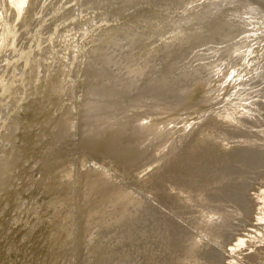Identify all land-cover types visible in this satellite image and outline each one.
<instances>
[{
	"label": "bare ground",
	"instance_id": "6f19581e",
	"mask_svg": "<svg viewBox=\"0 0 264 264\" xmlns=\"http://www.w3.org/2000/svg\"><path fill=\"white\" fill-rule=\"evenodd\" d=\"M14 1L9 6H5L6 18L0 23V53H4L6 50H15L16 52L14 60L11 59L4 66L2 65L0 69V81L9 80L10 78V82L0 84V264H7V262L9 264H59L60 249L58 246L61 242H67L71 235L66 237L58 232L70 227V223L74 224L76 212H81L77 216V222L80 223V229L82 230L80 233H82L87 231L88 227H92L90 225L94 226L98 219L112 217L119 211L124 212L126 207H132L134 204L139 207L142 203L141 193L154 198L155 201L156 199L159 200L164 205L162 207L170 204L168 200H164L165 197L175 196L181 202V208L174 206L170 209V214L179 216L182 221L191 226V229H187L180 223L171 222V218L167 219L164 212L157 210L159 207L156 211L150 209L141 215L140 218L145 217V220L142 219L141 223L143 227H147L146 231L156 239L166 240L167 242L164 245L171 251V257L167 262L162 260L159 262L163 264H202V261L205 260L207 264L209 261L207 259L208 254L215 252L211 257L216 258V261L223 259V264H238L234 260L227 259L228 257L221 249L216 247L215 244V246L211 244L213 242L207 245L200 243L202 236L209 239V241L214 240L218 244H224L226 240L229 238L232 240L233 237L235 238L233 239L234 244L230 251L234 252L246 248L250 252H256L252 257L259 255L256 250H261L262 245L256 244L254 245L256 250H252L253 245L246 238L243 236L235 237V229L229 232V228L222 227L224 220L229 218L231 212L214 207V204L211 206L209 202L214 195H220L225 199L232 197L238 211L247 214L253 206L255 212L249 213L250 218L257 219L256 221L264 219V182L262 184L257 182L258 176L264 174V161L263 163L252 161L254 159H264L262 156L264 155V131L260 130V134L251 137L254 136V130L251 132L244 131L238 123L250 117V119L262 123V126H264V118L262 120L255 117L253 107H249V100L248 98L245 99L247 96L252 97L253 94L263 91V89L261 90L259 85L238 93L237 91L243 86H240L243 83L241 77L243 79L246 77L245 74L241 73L240 81L238 80L241 82L238 85L240 88L237 87L236 94H234L236 96L226 102L224 107H216L215 113L206 118H204V112L208 110L206 108L209 107L208 103L213 102V95L227 101V97H230L231 94L228 95L227 91L235 83L233 82L234 76L232 77L234 66L226 68L229 65L227 62L228 65L226 64L224 68L217 60H213L214 62L211 63L208 59L207 55L210 51L212 52L214 46L217 45L221 53H225L227 57H230V60H233V56H237V54L241 55L243 53L246 55L244 60L239 62L241 63L240 67L237 66L243 73L251 74L253 70L246 72L247 68H252L255 65L252 68L254 69L258 65H263L262 62L258 64V60L262 56L261 42L260 47L256 44L257 40L255 42L256 46H251V42H249L248 46L251 47L245 53L241 52L240 48L245 46L246 41L249 39L253 38L254 40L255 37H259L263 33V28L258 22L264 17L263 7L261 6L264 4V0H256L260 4H256L255 0V3L253 0H225L224 3H221L220 0H188L186 6L175 8L170 6L154 7V5L145 4L141 6H147L146 9H139L142 12L145 11L143 12L144 15H141L140 12V14L137 12L131 13L130 10L134 9L133 6L136 8L141 6L136 0H126L129 4L125 2L110 9V12L116 13V15H106L103 19L109 18L108 25H118L114 28L115 37L134 27H137V29L138 27H155V29L164 31L162 36H158L155 31L147 35L138 32V30H135V34H132V36L138 35L139 37L152 39L153 35H157L160 37V41L165 39L164 45H167V41L170 42V46L175 44V47L167 48L168 53L163 57L166 62L160 64L164 67L162 70L169 74L172 73L165 71L168 64L176 67L174 69L175 73H173L174 78L167 81L162 76H155L154 71L159 66L156 67L152 64L153 62H149L148 65L142 64V68L136 72L138 77L135 81L139 82L136 88L142 86V83H146L149 78L154 81L144 85L147 91L130 96L126 104L119 97H115L114 100L107 95V92L113 89L111 87V76L105 77L104 86V79L101 81V86L98 88L99 90L103 89V91L100 94L95 89L94 85L96 83L90 79L96 72L98 63L113 54V50L115 51V49H112V53L107 52L105 54V46L113 47L108 41H104L98 49L92 47V42L96 37H100L102 40L109 38L110 31L108 28L99 29L100 24L89 28L82 25L77 32L78 37L74 34L73 39L71 38L70 42L66 43L67 48L64 56L57 61H44L40 70L37 46L29 50H26V47L23 50L18 49L19 31L31 25L28 28L30 29L29 37L32 33L37 35L45 24H42L44 15L47 17L51 14L54 22V19L62 11V14L73 16L75 13L74 8H71L72 6L68 4L67 0ZM24 4L28 6V10L23 8ZM105 5L106 3L104 7ZM153 7V13L150 15ZM260 7L261 10H259ZM8 11L11 13H8ZM121 12L122 14H118ZM29 13L31 15H28ZM201 13H204L202 17H200ZM54 15L56 16L54 17ZM15 16H18L20 20L19 24L21 26L18 30H14V28L19 24L14 25L11 21ZM31 16H33V20L28 24L26 20ZM252 21L254 24L251 27ZM61 34L63 35V31H61ZM64 42L65 40L58 45ZM243 42H246L245 45ZM50 46L54 45L51 44L48 47ZM181 46L184 47L180 49ZM216 53L213 55L217 58ZM154 54L150 55L149 58L153 57ZM157 57L159 56L157 55ZM73 60L74 65H72ZM231 63L233 62L231 61ZM72 66L75 75L73 78L75 79L74 85L69 80ZM72 69L71 71H73ZM238 74H235V77ZM217 75L224 77L223 82L210 90L209 87L215 85L216 78L214 79V77ZM181 77H187L188 82L175 79ZM238 81L236 82L238 83ZM175 84L178 85L176 89L174 87L176 92H170L173 89L172 85ZM157 86L166 87L167 90L160 91L163 95L157 93L156 95L147 96L153 93L151 91L156 89ZM73 89L76 93V99L74 95L75 102H86L90 100H87L89 97L111 99L108 104L96 100L95 104L99 109L101 108V111H97L96 117L87 122L86 126H89L88 133L95 136L98 125H102L105 129L98 134L101 142H89L87 148L83 150H78L76 145L81 128L75 126L77 129L75 128L76 131L74 132L73 122L76 121L77 125L82 123L77 118L73 120L72 103L37 105L34 102V99L44 102L43 100H46L47 97L48 102H50L55 96L59 97L63 94L69 96L65 99L73 102ZM261 97H263L262 93ZM252 99L251 102L255 103L256 101L254 102V99L253 101ZM191 102L193 109L188 110L187 108L191 107ZM107 107H117L116 116L112 117L109 111H103ZM199 109L200 112L203 111L202 115L198 114ZM197 117H201V119L197 120ZM117 127L123 129H115ZM230 130L235 134L237 142H239L238 145L245 148L242 151L244 152L243 156H249L250 159L246 162L243 161V163L237 158V155V157L228 155L226 168L229 171L236 168L241 169L244 167L243 165L247 163L245 165L247 166L250 162L257 167L254 170L256 171L254 175H244L246 178H243L244 182H242L241 188H235L239 185L235 182L237 175L222 173L221 169L220 178L216 174L217 168L215 166L221 165V163L212 159L215 156L224 155L231 148L227 144L230 139L227 141L223 136ZM44 133H49L50 136L44 138L42 135ZM82 137H87V135L84 134ZM124 137L126 139H123ZM121 140L122 144L118 142ZM233 140L230 142L231 144H233ZM99 143L105 144L106 148L108 145L112 146L110 149L113 152L117 151L120 146L127 147L130 152L133 151V155L141 158L135 157L133 159L134 164L130 162L121 165L116 164L117 168L111 167L113 162L109 159L102 158L98 162L100 165L101 163L108 165L116 175L121 177L122 181L120 182L115 181L117 176L114 177V174L110 172L105 174L99 168L94 175L91 173V177L87 174L91 166L87 162L81 161V156L90 159ZM66 144L74 147L75 152L72 158L68 147L65 148ZM178 146H182V151H178ZM44 155H46L45 162L40 163L38 158ZM98 155L101 157V153H98ZM117 155H122L121 150ZM197 155L207 156L208 160L200 161L201 159L199 160ZM230 156H234V160L230 159ZM203 162L206 163L203 165ZM168 164L173 172L169 175L162 174V177H160L159 170ZM40 173H47L48 177H42ZM76 178L78 183L75 182ZM222 183L225 186L215 190ZM54 184H58V186L51 189ZM73 184L76 188L74 187L71 191L70 187ZM131 185L137 191L134 192L135 188L132 189ZM256 185L259 187H255ZM250 188L256 190L252 198L248 195L250 193H248V190L251 191ZM138 191L141 196L137 194ZM209 191H212L214 195H211ZM50 192H52L51 195L57 194L59 196L62 192L66 196L63 199L61 197L57 204L51 203L49 213L47 210L39 219V203L50 196ZM111 192L114 195L123 197V202L118 205L114 212H109V206L104 207L112 203V201H109L112 196L109 194ZM209 197L211 198L209 199ZM260 199L262 204L259 202ZM104 200H107V203ZM218 204L220 206V202ZM221 204L223 205V203ZM122 207L125 208L122 209ZM92 208L100 213L97 216L90 215L89 212ZM235 210H233L234 213ZM234 215L236 216V214ZM48 217L51 218L55 227L56 238L52 241H48L47 238L39 240L38 245L30 253L32 259L27 258L22 251L24 237L28 236L29 231L33 228H38L40 221H47ZM122 229L123 226L120 227V230ZM170 232H172V235L166 234ZM122 236L123 230L122 235H118V240H116L120 241ZM185 239V243H179V241ZM49 245H52V248ZM221 245L219 246L221 247ZM54 247H56V250L53 255L50 250H54ZM38 250L41 253H38ZM101 250L102 247L93 248L90 254L85 253L84 257L86 255L97 260L96 257ZM155 261L153 264L158 262ZM68 264H73V262L70 263V260H68Z\"/></svg>",
	"mask_w": 264,
	"mask_h": 264
},
{
	"label": "rangeland",
	"instance_id": "374dc122",
	"mask_svg": "<svg viewBox=\"0 0 264 264\" xmlns=\"http://www.w3.org/2000/svg\"><path fill=\"white\" fill-rule=\"evenodd\" d=\"M136 1L140 6L145 5V4H149L152 6L154 5V7H160V6H168L169 7L170 6L173 8L186 6V4L188 3V0H136ZM255 1L253 0L254 3H255ZM14 2H15L14 0H0V23L6 18V14H5L6 13V7L9 6L10 3H14ZM67 2L69 5L72 6L71 8H74L73 11L75 13L73 14V16H69L67 14H62L63 13V11H62L54 19L55 21L53 22L51 14L48 15L47 17H46V15H44L42 17L43 18L42 24H44V23L45 24L37 35L35 33L34 34L32 33V35L29 37L30 29H28V28H30L31 25L26 26L25 29L20 30L18 33V40H19L18 49L23 50L26 47V50H29V49L34 48L35 46L38 47L37 52L39 54V62H40V64H39L40 68L39 69L40 70L43 67L42 63L44 61H47V62L57 61L64 56V54L66 52V48H67L66 43L70 42L71 38L73 39L74 34H76V37H78L79 34L77 32L80 30L82 25H84L86 28H89V27H94V26L100 24L99 29L108 28L110 31V36L107 40H102L100 37H96L94 39V41L92 42V47L94 49H98L104 41H108L114 48L111 46L110 47L105 46L104 47L105 54L107 52L112 53V49H115V51L113 50V54L109 55L107 58L103 59L102 61H100L98 63L96 72L90 78L92 82L96 83L94 86H95L97 93L100 94V92L103 91V89L99 90L98 87L101 86V81L103 79H104V83H103V86H104L105 79H106L105 77L109 75V76H111V87H113V89H112V91L109 90L107 92V95L114 100H115V97H119L123 101V103L126 104L128 102V98L130 96H132L133 94H136V93L139 94L142 91H147L144 85H148V83L151 81L150 78L148 79V81L146 83H142V86H140L138 88H136V87L138 86L139 82L135 81V79H137V77H138L136 75V72H138V70H140L142 68V64L145 63L146 65H148L149 62L150 63L153 62L152 64L156 65V67L159 66L154 71L155 76H158V75L162 76L163 78H166L167 81H171L174 78L175 75L173 76V73H175L174 69L176 67H173L172 65L168 64V67H167V69H165V71H169L170 73H172V74H169V73L164 72L162 70L164 67H162L160 65L161 63L166 62L163 59V57L165 54L168 53L167 48L175 47V44L173 46H170L169 41H167V43H166L167 45H164L163 42H165V39L163 41H160L161 39L158 36H160V35L162 36V33L164 31H162L160 29H155V27L154 28H152V27L151 28L138 27V29H137V27H134V28L129 29L128 31L120 33L117 37H115L114 28L118 25H111V24L108 25L109 24V18L103 19V17L106 15L115 16L116 13L110 12V9H113L116 6L127 2L126 0H67ZM220 2L224 3L225 0H220ZM105 3H106V5L104 7ZM256 4H260V3L258 1H256ZM216 6H218V5H216ZM261 6L263 7V11H264V4ZM120 7H122V6H120ZM145 7H147V6H141L139 8H136L135 6H133L132 8H134V9H131L130 12L131 13L137 12L138 14L141 13V15H144L143 12H145V11L142 12L139 9L140 8H141V10L143 8L146 9ZM154 7L152 8V12L150 13V15H152ZM23 8L28 10V6L25 4H24ZM128 9H130V8L128 7ZM211 9H213V8H211ZM259 10H261V7ZM8 13H11V12L8 11ZM45 13H47V12H45ZM118 14H122V12L118 13ZM203 14L204 13H201L200 17H202ZM28 15H31V13H29ZM3 16H4V18H3ZM55 16L56 15H54V17ZM1 18H2V20H1ZM32 20H33V16L28 18L26 20V22L29 24V23H31ZM11 21L14 25H18L20 22L18 16H15L14 19ZM102 22H104V23H102ZM258 23H259V25L261 24L260 26L263 28V33L260 34L259 37H255L256 39H254V40L252 38V39H249L248 41H246L247 42V43L245 42L246 45L243 42V44L245 46L240 48L241 52L243 51L245 53V52H248V49H250L251 46H256V44L258 47H260V42H261V48L260 49H262V51H261L262 56H261V59L258 60V62H259L258 64H260V62H262L263 65H260V66L258 65L259 68L255 67L254 69H252V68L255 65L252 66V68L250 67L251 69L247 68L246 72H250L253 70L251 72V74L253 73L252 75L247 73L248 74V77H247V74L245 72L243 73L242 70L239 68L240 67L239 65L241 64L239 62H242L244 60V57L246 56L243 53L241 55L239 54L240 56L238 54L236 56L235 55L237 52L236 51L234 54L235 56H233L234 59L230 60L229 59L230 57H227L225 55V53H221V51L218 49L217 45L213 47L212 52L210 51L208 53L207 56H208V59L210 60L211 63L214 62L213 60H217L220 64H222V67L224 66V68H225V66L228 62L229 65L227 64L228 66L226 68H232L233 66L236 68L235 69L233 67L234 75L232 74V77L233 76L235 77V74H238L239 71H240V73H239L240 75L238 74V75H236L235 78L233 77V82H235L237 85L235 83H233V86L231 88L232 91H231V89L229 91H227L228 95L231 93L229 95L230 97H227V101L226 100L224 101L222 98L221 99H219L218 97L216 98V96L213 95V97H214L212 99L213 102L210 101L208 103L209 107H206V108H208V110H206L204 112V114H205L204 118L215 113L214 110L216 107L217 108L224 107V104L226 102H228L230 99H233L236 96L234 94H236V91L238 89L237 87L240 88V86L243 85L241 87L243 89L241 90V88H240L239 89L240 91L239 90L237 91L238 93H240L241 91H244V89L246 90L248 88H252L254 86L256 87V86L260 85L261 90L263 89V91H260V89H259V91L262 93L263 97H261V93L258 92L255 95L253 94L252 97L247 96L245 99L248 98L249 107L250 106H251V108L253 107L252 109H253V113L255 114V117H258V119L263 120V118H264V104H262V103H264V95H263L264 94V49H263V46H264V44H263V42H264V26H263L264 25V17ZM253 24L254 23L252 21L251 27L253 26ZM0 26H1V24H0ZM20 26L21 25L19 24L18 26H16L14 28V30H18L20 28ZM256 28H258V27H256ZM135 30H138V32L145 33L147 35L149 33H151L152 31H155V33H157L158 36L153 35L152 39H147V37H139L138 35H134V37H133L132 34H135L134 33ZM61 31H63V35L61 34ZM248 36H249V33H248ZM63 40H65V42L62 43L61 45H58ZM256 40H257V42H256ZM249 42H251L250 47L248 46ZM255 42H256V44H255ZM51 44L54 46L48 47ZM183 47L184 46H181L180 49H182ZM52 49H54V50H52ZM245 49L247 51H244ZM215 51L216 52L218 51V52L216 53ZM153 53H155L153 55L154 58L153 57L149 58V56L152 55ZM212 53L213 54L216 53L217 58ZM15 54H16L15 50L14 51L6 50V52L0 53V69H1L2 65L4 66L11 59L14 60ZM209 54H211V55H209ZM157 55L159 57H157ZM219 56L222 58L220 59ZM225 59H226V61H225ZM227 59H229V60L227 61ZM234 60H235V62H234ZM65 61H67V60H65ZM231 61L233 63H231ZM236 62L238 63V65ZM72 65H74V60H73ZM237 66H239V67H237ZM72 68H73V66L70 68V79L69 80H70L71 84L74 85L75 79H73V78L75 77V75H74V69H72ZM71 69L73 71H71ZM235 70L237 71V73ZM0 72H1V70H0ZM241 73L245 74V76L247 78H250L251 80L247 79L246 77L244 79L241 77V79H242L241 82H243V83L240 86H238L239 83H241V82H239L240 76H242ZM237 76H238V78H237ZM175 79L185 80L186 82H188V80H186L187 77H181V78H175ZM214 79L216 81V82H214L215 85L214 86L212 85L211 87H209V88H211L210 90H213L212 88H216L217 86L221 85L224 77L217 75L214 77ZM138 80H139V78H138ZM247 80H249V81L246 82ZM152 81H154V80H152ZM236 81H238V83ZM6 82H10V78H9V80H1L0 84L6 83ZM178 82H180V81H178ZM244 82H245V84H244ZM172 87H173V89H171L170 92H173V91L176 92V90H174V87L176 89L178 87V85L175 84V85H172ZM234 87L236 88V90ZM165 90H167L166 87L157 86L156 89L151 91L153 93L148 94L147 96H150L152 94L156 95L157 93H161L160 91H165ZM117 93H119V94H117ZM114 94H115V96H113ZM258 94H259V96H257ZM65 95L66 94H63L59 97L55 96L54 98L51 99L50 102H48V97L46 100H43L44 102H40L36 99H34V102L37 105H39V104L61 105L64 102L72 103V105H73V113L72 114H74L73 120L75 118H77L82 123L81 125H77L76 121L73 122L74 132L76 131L75 128L77 126L79 129L81 128V133H80L78 139L76 140V145H77L78 150L79 149L83 150V149L87 148L89 142H92V143L101 142L100 138L98 137V134L101 131H103L105 128L102 125H98L96 128V134H95V136H93V135L88 133L89 126H86V125H87V122L90 121V119H94L96 117L97 111H101V108L99 109L97 104H95L96 100L103 102L104 104L105 103L108 104L111 101V99L110 98L100 99V98L89 97V98H87V100L88 99H90V100H88L86 102H83V101L75 102L76 93H75L74 89H73V94H72L73 102L68 101V99H65V97L66 98L69 97L68 95H66V96ZM74 95H75V99H74ZM253 96H254V98H253ZM151 97H153V96H151ZM252 98L254 99V102L256 101L255 103L251 102ZM258 98H260V99H258ZM253 99H252V101H253ZM258 102H261V103L259 104ZM253 104L254 105L257 104V105L254 106ZM190 106L191 107L187 108L188 110L192 108V102H191ZM103 111H109V113H111L112 117H114V116H116V112L118 111V108L117 107H107V109H105ZM200 111L201 110L199 109L197 112L199 115H202L203 111L202 112H200ZM250 111L252 112V110H250ZM182 114H184V113H182ZM198 119H201V117H197V120ZM1 120L3 121V119H1ZM197 120H196V122H198ZM242 121L243 122H238V123H240V125L242 126V129L244 131H250L251 132L252 130H254V132H255V133H253L254 136H251V137H256L258 134L261 133V131H264V126H262L263 124L262 123L260 124L256 121H254L253 119H250V117L245 118ZM84 123H86V124H84ZM241 123H243V124H241ZM121 127H122V124H121ZM121 127H117L115 129L120 128V130H122L123 128H121ZM261 128H263V129H261ZM227 130H229V128H227ZM168 132H170V131H168ZM227 133L225 134L226 136L225 135H223V136H224V138H226L227 141H229V139H230V141L228 143L227 142L226 143L229 144V146H231V148L224 155H218V156L213 157L212 159L214 161H219L221 163V165L218 164L215 166L217 168L216 174L220 176L219 173L222 169V173H226V174H230V175H237L235 182L238 183L239 185H237L235 188H241L242 182H244L243 178H246L244 175H246V174L254 175L256 172L254 170L257 167L253 166V164H251V162H250V164H248L250 166H248V165L245 166L247 164L246 163L245 165H243L244 167L241 169L236 168L232 171H229L226 168V161H227L228 155H235V156L237 155L238 157L237 156L236 157L239 158L241 162H243V161L246 162L247 160L250 159L249 156H246V157L243 156L244 152H242V151L245 148H242V147H240V145H238L239 142H237V138L235 137V134H233V132H231V130L227 131ZM84 134H86L87 137H82V135H84ZM137 134H138V132H137ZM42 135L44 138L50 136L49 133H44ZM174 137L176 138V135ZM123 139H126V138L124 137ZM49 140H50V138L48 139V141ZM122 140L118 141V142H120V144H122ZM232 140L234 141V142H232L233 144L230 143ZM114 141H116V140H114ZM69 145L70 144H66L65 148L68 147V151H69L71 158H72L74 156L75 150H74V147L69 146ZM110 148H112V146L108 145L106 148L105 144L102 145V143H99L98 147L95 149L94 153L90 156V159L87 157L81 156V161L87 162L88 165L91 166L88 170V173H87L91 177H92L91 173H93V175H94L95 173H97V169L99 168L105 174H107L108 172L114 174V177L117 176V177H115V181L120 182V181H122V179L119 175H116V173H114V171L108 165H106L104 163H101V165H100L98 162L102 158L109 159L113 162L111 164V167L117 168L116 164L121 165V164H125L126 162H130V163L134 164L135 161L133 159L135 157H138V158H141V157L133 155V151L130 152L129 148H127V147L120 146V148L114 152ZM177 149H178V151H180V150L182 151V146H178ZM119 150H121V153H122L121 156L117 155ZM98 153H101V157H99ZM124 154H126V155L124 156ZM93 156H95V157H93ZM262 156L264 157V155H262ZM45 157H46V155L38 158L40 163L45 162ZM198 158H199V160L201 159L200 161H202V160L207 161L208 160L207 156H204V155L198 156ZM229 158L234 160V156H230ZM87 159H89V160H87ZM239 159H238V163L240 162ZM252 161L255 163H263L264 159L263 160L254 159ZM204 163H206V162H203V165H204ZM234 163L237 164L236 162H234ZM165 168H168V169H165ZM171 172H173L172 168H170V165L168 164L166 167H162L159 170L158 174L160 177H162V174L163 175H169ZM40 174L42 175V177H48L47 173H40ZM256 176H257V173H256ZM263 176H264V174H261L258 176L259 178L262 177L260 179L257 178L258 179L257 182L259 184H262L264 182ZM79 177H77V178H79ZM118 177H120V178H118ZM77 178L75 180L76 183H78ZM220 178H221V176H220ZM123 184L126 185L125 183H123ZM127 184H129V183H127ZM56 186H58V184H54V186L51 189H54V187H56ZM224 186H225L224 183H222L215 190L221 189ZM74 187L76 188V186L74 184L70 187L71 191H73ZM131 187H132V189L135 188L133 185H131ZM255 187L258 188L259 186L256 185ZM250 190L251 191L248 190V193L250 192L251 194L249 193L248 195H249V197L252 198V196L256 190H254V189L252 190L251 188H250ZM135 191H137L136 188H135L134 192ZM209 192H211V195H214L212 191H209ZM139 193L140 192L138 191L137 194H139ZM51 194H52V192H50V196H48L46 199H44L43 201H41L39 203V205H40V209L38 211V213H39L38 218L39 219L42 218L43 213L46 212L47 210L49 213V211H50L49 206L51 203L57 204V203H59L61 197L63 199V197L66 196V195H63L62 192H61L60 196L57 194H55V195H51ZM109 194L112 195L109 198V201H112V203L110 205L109 204L105 205L104 207L109 206V212H114L118 208V205L123 202L122 201L123 197L114 195L112 192ZM141 195L140 196L142 199V203H141L142 205L140 204L139 207L134 204L132 207H126L124 212L119 211L112 217H105L104 219H98V222L96 224H94V226L90 225L92 227H88L87 228L88 230L84 231L82 233H80L82 231L80 229V223L78 224V222H77V216H79L81 212H76L75 217H74V221H75L74 224L70 223V225H69L70 227H68L66 229H62L61 231L58 232L59 234L66 236V237L71 235V238L73 239L72 240L70 238L67 242L66 241L61 242L60 245L58 246V248L60 249V253H59V257H58L59 264H68V260H70V263L73 262V264H76V263H78V264H153V262L155 260L158 261L157 263H159V264H163L162 262H159L161 260L163 262H167L169 260V258L171 257L170 249L166 245H164L167 241L164 239H156L154 236H152L150 233H148L146 231L147 227L142 226L141 220L144 219L145 217L140 218L141 215L144 212H148L150 209L156 211V209L159 207L160 209L158 208L157 210L164 212L165 216H167V219L171 218V220H172L171 222L180 223L183 227H185L187 229H191V226L188 225L186 222L182 221L179 216L177 217L175 214H170L171 213L170 209H172L174 206L181 208V202L175 196L165 197L164 200H168L170 202V204H166L162 201V203L168 205V206L162 207L164 205L161 204V202H159V200L156 199V201H155L154 198H150L149 196L143 195V193H141ZM145 196L149 197V198H146ZM210 198L211 197H209V199ZM104 201L107 203V200H104ZM210 202H209V204H211V206H212V204H214L213 205L214 207H217L219 209L227 210V211L231 212V214H230L231 217L229 216V218H227V220H224L223 226H222L223 228H226V229L229 228V232H230V230L235 229L234 230L235 237L239 238V236H243L244 238H246V240L251 242V245H253L252 250H256V248H254V245H256V244L262 245V249L259 251L256 250L259 253V255H256V257H252V255L255 254L256 252H254V253L250 252L246 248L243 250H237V251L232 252V251H230V249L232 248V246L234 244L233 239H235V238H233V237H232V240H231V238H229L228 240H226V242L224 244L221 243L222 244L221 245L220 243L218 244L214 240L209 241V239L202 236V240L200 241V243H203V245H207V244H210L211 242H213L211 244H213V245L215 244L216 247L221 249V251L224 254H226V256L228 257L227 259L232 260V261L234 260L235 262H238V264H261V263H264V222H263L264 219L262 221H256L257 219L255 220L254 218H250V216H251L250 214L255 212V208L253 206H251V208L247 214L243 211L240 212L237 210V205H236V203L232 197L230 199H225L224 197H221L220 195L219 196L214 195V197H212L210 199ZM213 202H215V203H213ZM219 202H220V206L218 204ZM259 202H260V204H262L261 199L259 200ZM221 203H223V205ZM234 207H236V208H234ZM124 208L125 207H122V209H124ZM183 210H185V209H183ZM233 210H235V213ZM38 213H36V214H38ZM98 213H100V212H97L93 208L91 209V212H89L90 215H95V216H97ZM233 213L236 214V216ZM233 215H234V217H233ZM171 216H173V217H171ZM174 216H175V218H174ZM121 226H123V229H122L123 230V236H122L120 241H117L118 235H120V234L122 235V230H120ZM233 227H236V228H233ZM56 234L57 233H56L55 227H54L53 222H52L50 217H48L47 221H40L38 228H36V227L33 228L32 230L29 231L28 236L26 235L24 237V240L22 242V244H24L22 246L23 247L22 251L24 252V255L27 258L32 259L30 253L38 245L39 240H44V238L45 239L47 238L48 241H52L56 238ZM159 234H161V233H159ZM166 234L172 235V232L166 233ZM185 242H186V239L181 241V242L179 241V243H185ZM219 245H221V247ZM49 247L52 248V245H49ZM101 247H102V250L100 251V254H98V256L96 257L97 260L93 257L90 258V256H86V255L84 257V254L85 253L90 254V252L92 251L93 248H101ZM55 250H56V247H54V250H52V251L50 250V252L54 255ZM37 252L41 253L39 250ZM242 253H245V254L248 253V255L245 256V254H242ZM212 254H215V252L208 254L207 259H209V261L207 264H223V259L216 261V258L213 259L211 257ZM37 256H38V254H37ZM43 257H45V256H43ZM54 257H56V256H54ZM38 258H39V256H38ZM88 259H90V260H88ZM6 260H7V254H6ZM6 260H5V263H6ZM157 263H155V264H157ZM7 264H9V263L7 262ZM202 264H206V261L203 260Z\"/></svg>",
	"mask_w": 264,
	"mask_h": 264
}]
</instances>
